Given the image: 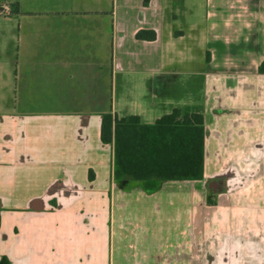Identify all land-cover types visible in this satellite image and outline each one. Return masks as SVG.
<instances>
[{
  "label": "crops",
  "instance_id": "0c3cea01",
  "mask_svg": "<svg viewBox=\"0 0 264 264\" xmlns=\"http://www.w3.org/2000/svg\"><path fill=\"white\" fill-rule=\"evenodd\" d=\"M200 1L195 20L196 0H0L10 264H264V0ZM184 75L203 179L115 180L103 114L153 123L189 105L168 94Z\"/></svg>",
  "mask_w": 264,
  "mask_h": 264
},
{
  "label": "trees",
  "instance_id": "16d2710c",
  "mask_svg": "<svg viewBox=\"0 0 264 264\" xmlns=\"http://www.w3.org/2000/svg\"><path fill=\"white\" fill-rule=\"evenodd\" d=\"M136 36L157 37L151 30H140ZM101 139L113 146L115 180L203 179L205 126L200 105L175 107L153 123H143L139 115L105 113ZM208 201L213 203L211 195ZM0 264H10L8 257L0 255Z\"/></svg>",
  "mask_w": 264,
  "mask_h": 264
},
{
  "label": "rangeland",
  "instance_id": "374dc122",
  "mask_svg": "<svg viewBox=\"0 0 264 264\" xmlns=\"http://www.w3.org/2000/svg\"><path fill=\"white\" fill-rule=\"evenodd\" d=\"M195 5V13L194 19L200 18V15L202 13L201 8V1L196 0ZM198 57V53L196 54ZM200 89H201V79L197 75H184V76H178L174 81L170 82L168 85V94L169 96H176L180 97L184 100V102H187L189 104L188 106H199V100H200ZM212 186H215V183H212ZM209 195H211L213 191H210L209 188ZM213 201V198H212ZM218 247L214 248V250H217Z\"/></svg>",
  "mask_w": 264,
  "mask_h": 264
},
{
  "label": "built area",
  "instance_id": "2783aa9c",
  "mask_svg": "<svg viewBox=\"0 0 264 264\" xmlns=\"http://www.w3.org/2000/svg\"><path fill=\"white\" fill-rule=\"evenodd\" d=\"M6 11H7V6L0 8V12H6Z\"/></svg>",
  "mask_w": 264,
  "mask_h": 264
}]
</instances>
